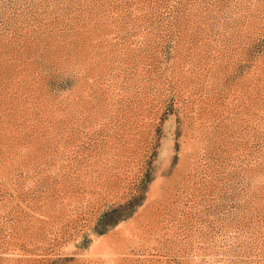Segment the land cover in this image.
Here are the masks:
<instances>
[{"label": "rangeland", "instance_id": "rangeland-1", "mask_svg": "<svg viewBox=\"0 0 264 264\" xmlns=\"http://www.w3.org/2000/svg\"><path fill=\"white\" fill-rule=\"evenodd\" d=\"M0 264H264V0H0Z\"/></svg>", "mask_w": 264, "mask_h": 264}]
</instances>
